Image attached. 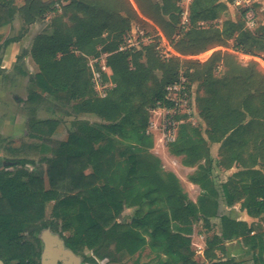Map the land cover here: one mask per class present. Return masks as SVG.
<instances>
[{
    "label": "trees",
    "instance_id": "trees-1",
    "mask_svg": "<svg viewBox=\"0 0 264 264\" xmlns=\"http://www.w3.org/2000/svg\"><path fill=\"white\" fill-rule=\"evenodd\" d=\"M59 1L23 0L22 5L16 6L15 0H0V29L10 25L16 15L22 21L19 35L0 42V63L4 48L17 41L28 25L52 14L50 30L35 35L29 50L39 68L33 82L50 95H67L75 101V112L93 114L99 121L74 120V129L53 150L43 141L38 146L29 145V150L42 154L40 161L46 164V169L41 174L24 168L26 163L34 166V161L27 158H13L21 167L12 176L0 171V259L4 264H12L13 259L17 260L15 264H39L34 261L38 250L26 240L24 233L33 236L46 227L44 212L52 201L50 213L55 219L64 218L59 230L69 233L66 243L80 255L85 249L98 255L99 250H109V253L114 250L138 258L147 251L149 260L135 259L131 264H197L192 258L193 225L202 215L203 222L209 226V217L216 213L206 210L199 213L180 191L174 176H162L164 172L149 152L153 141L152 135L146 132L148 109L164 97L166 85L177 81L180 72L187 77L190 91L193 78L202 73L208 80V93L213 94L207 101L218 103L216 113L204 111L202 118L219 133V138L229 133L225 138L229 140L245 115L237 114L229 105L230 93L235 90L227 79L230 71L223 68L218 77L214 74L218 64L213 66L212 62L218 58L224 60L225 55L220 57L219 51L213 52L202 63L179 56L164 60L155 51L157 37L154 43L121 50L125 35L138 18L132 0H63L65 4L60 6V12L55 7ZM134 2L142 15L154 20L156 28L182 56L204 52L208 45L222 42L225 33L237 30L238 45L243 52L255 55L251 44L246 46L245 39L250 36L244 22L226 17L219 26L197 27L199 20H215L228 12L227 4L221 0H192L189 26L185 29L180 25L178 0ZM157 29L147 32L155 34ZM262 38L264 41V35ZM100 53H107L106 62L115 83L104 98L94 94L85 59L86 55ZM23 56L24 52L16 60ZM253 66L250 69L255 73ZM241 68L248 70V67ZM18 71L23 73L21 69ZM152 76V86L143 89ZM137 95L141 101L134 98ZM39 97V93L32 92L29 99ZM211 115L215 118H210ZM209 119L214 120L210 121L212 125ZM30 125V135L42 139L51 135L55 122L39 120ZM186 126H180L170 150L184 151L187 156L198 158V140L194 136L196 130L197 135L200 133L195 129L194 136L186 137ZM210 128L208 132L213 131ZM52 151V157H48L46 153ZM86 169L91 170L86 173ZM231 198L225 197L228 203ZM125 205L135 208L128 222L118 219ZM242 205L250 216L264 214V186L257 195L245 197ZM220 221V234L206 239L205 255L209 259H215L212 250L218 242L237 238L249 248H262L264 238L255 233L251 235L253 229L246 222L226 215ZM34 239L38 241L37 237ZM84 259L92 261L85 256ZM230 263L227 260L212 264ZM252 264L263 262L254 256Z\"/></svg>",
    "mask_w": 264,
    "mask_h": 264
},
{
    "label": "rangeland",
    "instance_id": "rangeland-1",
    "mask_svg": "<svg viewBox=\"0 0 264 264\" xmlns=\"http://www.w3.org/2000/svg\"><path fill=\"white\" fill-rule=\"evenodd\" d=\"M151 1L159 2L160 0ZM225 1L228 2V0ZM132 3L136 8L138 14V18L133 21V26L139 25L148 32H154L155 29H157V26L154 24V20L149 16L142 15L138 10L134 0H132ZM228 3L231 4L232 10H228V12L223 14L221 18H236L238 20V23H242L243 18L241 19L242 15L240 17V8L234 5V0H231V2ZM178 7L181 9L180 6ZM256 8L258 28L257 30L247 31L250 37L245 39V41L247 42L246 46L251 44V49H253L255 55L245 54L243 52L241 46L238 45L240 35L239 31L237 30L231 33H225L222 37V42L218 41L214 44L208 45L205 51L201 53L198 58H201V60H206L213 52L217 51L221 53L220 57H223V55H225L224 60L222 58L214 59L212 65L214 66L217 63L220 66V68H215V77H218L217 74H221L223 68L226 72L230 71V75L227 77V79H230L231 86L235 89L232 93H230V107L235 110H243L245 118L247 110H250L252 118L263 120L264 41L262 37L264 35V0H258ZM49 23L50 18H46L45 20L36 23V25H33L31 36L29 35L19 42L18 48L14 50V53H12L13 55L9 52L11 54L10 56L6 51V48L1 53L3 58H5L6 67L3 68V71H1L0 75V170L5 169V163L9 162V160H12L13 158H27L34 161V166L30 164L26 166V168L29 171H35L36 173L41 174V172L45 171L46 169V164L40 161V157L42 154H40V152L29 150L27 148L29 145L38 146L39 143L43 141L44 145L53 150L55 145L59 141L64 140L67 137L68 132L73 129L72 123L74 120H84L91 123L99 121L96 116H93L91 114H81L75 112L73 108V104L75 103V101L69 100L67 95H64L63 93L58 94L57 97L44 93V95L40 96L38 100H31L32 102L27 98L28 93L30 92L29 76L33 75L37 70L35 65H33L30 60H15L14 57L16 54L20 53L22 49L29 48L31 39L35 33L44 30L49 31ZM21 26L22 21L18 18L15 19L12 24L1 28L0 42H2L5 38L17 36V34L20 33L19 29ZM229 55L231 56L230 58H228ZM221 61H223L224 65ZM250 63L251 65H254L253 70L255 71V73L251 71ZM241 67H248V70L242 71ZM18 69H25L27 74L21 75ZM193 79L194 80L192 82L191 94L194 95L198 108L200 109V117H203L204 111L209 114L216 113V111H218V103L210 104L207 101V98L212 97L213 95L212 93H208V80L205 79V76L202 73L199 75L196 74V77ZM153 80V76L149 77L148 83L146 82V85H144L143 89L151 87ZM134 98H136V100L138 101H141L142 99L139 95L135 96ZM32 108H35L36 110L35 117L37 119L49 121L52 120L53 122H55L54 130L49 137L44 136L42 139H37L30 135L31 130L28 124V120L33 115L31 113ZM210 118L215 117L211 115ZM210 121L211 123L214 122V120L212 119H209L208 122L210 123ZM208 127L210 128V126ZM191 128L197 129V127L187 125L186 131ZM212 130L213 132H216L214 131V129ZM161 136L162 135L160 133L154 131V134L151 137L152 139L155 138L156 143L161 144V146L169 147V149L172 146L173 148V144L165 143L161 140ZM195 141L197 140L195 139ZM52 154L53 151L46 153L48 157H52ZM90 170L91 169H86L85 172L89 173ZM44 180L45 185L48 186L45 175ZM52 204V201L48 202L44 212L43 219L48 223L46 225V230L49 233L52 232L47 228L58 231V233L60 232L62 234V237L65 238L69 233L67 231H64L65 234H63L62 231L59 230L60 225L64 222V218H62L63 220L54 218V216L50 213ZM133 212L134 207H128L125 205L118 218L119 221H130ZM221 214H226V212L221 211L218 213V215ZM228 214L231 215V213ZM208 222L209 226H206L204 222H197L194 225V232L191 236V247L194 250L192 258L197 264H212L216 261L227 260L231 262L230 264H252L254 261V256L261 258L264 264V241L262 244V248H259L258 246L249 248L241 239H239L238 241L229 240L222 243L218 242V246L214 247L212 250L213 255H215V259H209L208 257H206V239H210L213 235H216L220 232V220L218 218H213ZM249 223H251V227L253 229L252 234H259L264 238V214L258 217L254 222L250 220ZM38 232L39 231L35 232V234ZM54 235L57 236L58 234ZM146 252L143 256H139L137 258L136 255L129 256V254L125 251L116 253L114 250H112L109 253V250L107 252L105 250H99L98 255L89 249H85L83 255H79L76 257L78 260L77 264H131L135 259H140L142 261L149 260V256L146 255ZM84 256L92 259V261L86 262Z\"/></svg>",
    "mask_w": 264,
    "mask_h": 264
},
{
    "label": "crops",
    "instance_id": "crops-1",
    "mask_svg": "<svg viewBox=\"0 0 264 264\" xmlns=\"http://www.w3.org/2000/svg\"><path fill=\"white\" fill-rule=\"evenodd\" d=\"M221 1L227 4L229 11L232 10V6L230 3L226 2L225 0ZM22 4L23 0H15L16 6H20ZM60 11L61 10H59V12ZM51 16L52 14H48L45 18L37 19L35 22L28 25L27 29L22 32L17 41L11 42L5 47L6 51L8 53L10 52L11 54L14 53V50L18 48L19 42L23 38L29 35L31 36L33 25H36V23H39L46 18H51ZM18 18L19 17L16 15L13 21ZM222 19L223 18L216 19L220 20L219 25H221ZM231 20L237 21L236 18H231ZM38 33L40 32H37L33 35L31 44L33 38ZM19 34L20 33H18L17 35ZM31 44L28 49H22L20 53L15 55V57L13 56L16 60V57L24 52V56L21 61H23L24 59H26V61L30 60L36 67L37 71H35L33 75L29 76L30 92L28 93V99L32 92L39 93L40 96L44 95L45 93L33 82L34 76L39 71V68L37 63L29 53ZM10 53L9 55L11 56ZM201 53L197 55L182 56L176 52L179 57L196 59L200 63H202L205 60H201V58H198ZM5 64V58H3L1 54L0 68L2 71L3 68L6 67ZM218 68H220L219 65ZM21 71H23L21 75L27 74L25 69H21ZM191 92L192 90L190 91V93ZM190 96L192 108L191 116H185L182 118V121L180 122L178 127V131L181 125L187 124L197 127L200 136L197 135V130L194 136V134L192 133L196 128H191L187 130L188 134L186 135V137L194 136L197 138L200 156H198V158H192L191 156H187V153L184 151H171L169 147H163L161 146V144L156 143L155 138L152 139L153 144L149 149V152L154 155V161L158 162L157 164L160 167V170L164 172V175L162 174V176H167L169 174L174 176L180 191L184 195H186L188 201H191L196 206V209L199 211V213H201L200 211L204 210L215 212L216 214L214 216H210L209 220L213 218H218L220 220V217L222 215H226L231 219L246 222L249 226H251V223H249L250 220L254 222L260 216H250L247 213V208L242 205V203L245 197L257 195L258 193H260L261 187L264 186V119L258 120L252 118L250 110H247L246 118L243 117L244 119L242 118L241 120L242 124H240V126L236 128L235 131H233L234 134L229 138V140H225L229 133L226 134L223 138H219V133L213 131L208 132L209 127L207 126L206 121H204L203 119H201L202 117H200V109L198 108L194 95L191 94ZM54 97H57V95ZM38 99H29V101H36ZM31 113L33 115L28 120L29 127L31 126L30 123L32 121H39V119L35 117V108L31 109ZM236 113L241 114L243 113V110L236 109ZM73 129H71L70 131H72ZM192 178H195V180H193ZM227 195H230L232 197L231 203H228L226 201L225 197ZM221 211L226 212V214L218 215V213ZM228 213H231V215ZM202 217L203 216L201 215L197 222L203 223ZM197 222H195V224ZM194 225L190 237L194 232ZM219 234L220 232L216 235ZM239 239L240 238L233 240L238 241Z\"/></svg>",
    "mask_w": 264,
    "mask_h": 264
},
{
    "label": "built area",
    "instance_id": "built-area-1",
    "mask_svg": "<svg viewBox=\"0 0 264 264\" xmlns=\"http://www.w3.org/2000/svg\"><path fill=\"white\" fill-rule=\"evenodd\" d=\"M192 0H179L177 5L181 7L180 25L183 29L189 26V5ZM258 0H234V5L239 7L244 22V28L253 30L258 26L257 23V4ZM65 1L61 0L55 3V7L60 10V6ZM220 20H199L196 25L199 28H207L210 25H219ZM157 55L164 60L173 56H178L164 35L157 29L155 34H148L140 26H133L125 35L120 49L139 47L154 43ZM107 53L99 55H86V65L90 73L91 86L94 94L98 98L107 96L110 90L115 87L111 76L112 72L106 62ZM187 77L180 72L177 81L166 85L165 94L162 99L156 100L148 109L150 118L146 132L154 134V131L160 133L161 140L165 143H173L177 137V131L182 118L190 117L191 93L187 86Z\"/></svg>",
    "mask_w": 264,
    "mask_h": 264
},
{
    "label": "flooded vegetation",
    "instance_id": "flooded-vegetation-1",
    "mask_svg": "<svg viewBox=\"0 0 264 264\" xmlns=\"http://www.w3.org/2000/svg\"><path fill=\"white\" fill-rule=\"evenodd\" d=\"M5 165L6 168L2 171L8 176L14 175V170L21 167V164H18L16 160L13 159L9 160V162L5 163ZM28 165L30 164L26 163L24 168H26ZM47 229H49V231L52 233H49V236L45 235L46 241L42 238L46 227L41 228L39 232L36 234L34 233L33 236H30L28 232H25L26 240H28L29 243H31L33 247L38 250V256L34 258V261L42 264V255H48V260H50L51 264H77L76 256H79L80 254L76 253L67 245L65 238L62 237L60 232L58 233V231L52 230L50 228ZM62 233L65 234L63 231ZM54 234L58 235L56 236ZM35 237L38 238V241L34 239ZM44 252L46 253L43 254ZM16 262V259L12 260V264H15Z\"/></svg>",
    "mask_w": 264,
    "mask_h": 264
},
{
    "label": "water",
    "instance_id": "water-1",
    "mask_svg": "<svg viewBox=\"0 0 264 264\" xmlns=\"http://www.w3.org/2000/svg\"><path fill=\"white\" fill-rule=\"evenodd\" d=\"M45 235H48V236L50 235L47 230H44L43 236H42V238L46 241ZM45 253L46 252H44L43 254H45ZM76 261H78L77 257H76ZM0 264H4L1 259H0ZM42 264H51L50 260H48V255H42Z\"/></svg>",
    "mask_w": 264,
    "mask_h": 264
}]
</instances>
